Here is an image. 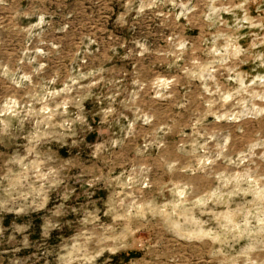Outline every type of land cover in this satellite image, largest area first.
Wrapping results in <instances>:
<instances>
[{"label":"rangeland","instance_id":"obj_1","mask_svg":"<svg viewBox=\"0 0 264 264\" xmlns=\"http://www.w3.org/2000/svg\"><path fill=\"white\" fill-rule=\"evenodd\" d=\"M0 264H264V0H0Z\"/></svg>","mask_w":264,"mask_h":264}]
</instances>
